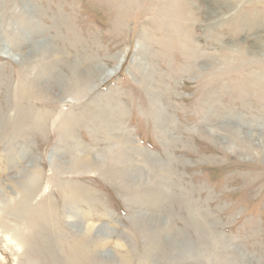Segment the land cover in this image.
I'll return each instance as SVG.
<instances>
[{"label":"rangeland","instance_id":"1","mask_svg":"<svg viewBox=\"0 0 264 264\" xmlns=\"http://www.w3.org/2000/svg\"><path fill=\"white\" fill-rule=\"evenodd\" d=\"M252 133L264 0H0V264H264Z\"/></svg>","mask_w":264,"mask_h":264},{"label":"bare ground","instance_id":"2","mask_svg":"<svg viewBox=\"0 0 264 264\" xmlns=\"http://www.w3.org/2000/svg\"><path fill=\"white\" fill-rule=\"evenodd\" d=\"M135 4H136V2H135ZM131 8V7H130ZM45 43V42H44ZM48 45V44H47ZM53 46V45H52ZM49 49V51H55L57 54L59 53V55L61 54V51L59 50V49H57V48H48ZM14 59H16L17 60V57L15 56V57H13ZM70 59V58H69ZM68 59V60H69ZM90 64H85V65H79V64H77V65H73V70L74 71H72V74H75V75H77V74H79L81 71H79V70H84V73H85V75H84V78L82 79V80H80L79 79V81H78V83L80 84V85H78V87L80 86V87H82V89H87L88 87H90L91 85V80L92 79H99L100 80V76L103 74V72H105L104 71V69H103V67H101V66H89ZM108 75L110 74V73H107ZM73 77V76H72ZM62 88V87H61ZM68 104V103H67ZM69 104H70V102H69ZM252 136L253 137H255V138H262L260 135H258V134H256V133H252ZM262 141H261V143H262V146H263V144H264V140H263V138L261 139ZM89 160H92V159H90L89 158ZM26 197V196H25ZM24 197V198H25ZM21 202V201H20ZM26 202V201H25ZM88 231V230H87ZM17 246V245H16ZM119 246V245H118ZM179 247V246H178ZM20 248V247H19Z\"/></svg>","mask_w":264,"mask_h":264}]
</instances>
